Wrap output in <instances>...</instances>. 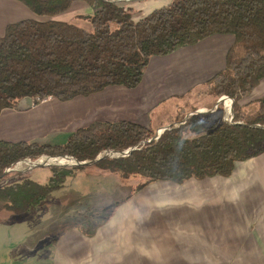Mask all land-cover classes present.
Wrapping results in <instances>:
<instances>
[{"label":"trees","instance_id":"1","mask_svg":"<svg viewBox=\"0 0 264 264\" xmlns=\"http://www.w3.org/2000/svg\"><path fill=\"white\" fill-rule=\"evenodd\" d=\"M16 1L45 20L8 24L0 36V114L16 109L25 97L69 101L110 85L134 88L151 57L226 34L233 36V43L224 68L207 81L208 91L214 101L223 96L235 101V122L264 125V96L245 101L264 78V0H172L138 20L132 18L133 10L127 5L83 0L92 8L89 16L82 17L89 21L90 30L53 19L74 0ZM184 116L179 112L171 122ZM154 132L132 122L94 121L75 130L61 145L0 140V177L20 160L33 161L42 155L93 160L102 151L135 146ZM262 153L264 128L231 125L219 118L211 121L210 114L195 115L126 158L103 160L90 167L123 180L140 179L137 190L157 181L183 184L191 179L229 177L237 163ZM80 168L84 167L51 166L45 184L23 173L1 177L3 208L12 218L27 213Z\"/></svg>","mask_w":264,"mask_h":264},{"label":"crops","instance_id":"2","mask_svg":"<svg viewBox=\"0 0 264 264\" xmlns=\"http://www.w3.org/2000/svg\"><path fill=\"white\" fill-rule=\"evenodd\" d=\"M163 1L166 5L172 2ZM30 12L16 0H0V36L8 24L25 20L21 17ZM232 43L230 35L217 34L195 45L178 46L170 54L153 56L134 88L110 85L69 101L52 98L42 104L36 100L24 112L6 109L0 114V140L61 145L96 117L97 121H126L155 130L168 126L176 115L152 121L150 111L167 100L170 92L208 81L221 71ZM81 97L84 103L73 111L72 102ZM89 101L97 107H89ZM220 105L225 116L229 102ZM84 178L97 190L76 193L77 197L70 187L67 190L75 199L66 205L37 206V215L54 214L37 219L30 215L35 226L18 222L29 228L22 225L19 237L1 244L0 264H264V153L237 163L229 177L191 179L183 184L157 181L135 190L133 180L99 170ZM88 211H97V227L80 218ZM63 216L64 230L57 238L51 231L36 237ZM29 241L37 246L24 247Z\"/></svg>","mask_w":264,"mask_h":264},{"label":"rangeland","instance_id":"3","mask_svg":"<svg viewBox=\"0 0 264 264\" xmlns=\"http://www.w3.org/2000/svg\"><path fill=\"white\" fill-rule=\"evenodd\" d=\"M107 1H115L117 4L128 7L134 6V9L132 8V18H137L140 15H143L145 13L149 14L150 12L154 11L155 9H158L166 3L163 0H129V1H122V0H107ZM137 1V2H136ZM136 9V10H135ZM92 12V8L83 0H74L70 6V8L54 17L53 19L60 22H69L71 24H74L76 26L82 27L86 30H90V24L89 21L82 18L83 16H89ZM31 15H22L23 19L25 20H45V17H40L34 14L33 12H30ZM146 14V15H147ZM139 18V17H138ZM226 35V34H225ZM230 37H233L230 35ZM264 96V78L259 82V84L254 88V90L251 92V94L246 99L249 101L252 100H258ZM83 97L79 98L77 101L72 102L71 106L73 111L79 110L80 105L84 103L82 100ZM214 99L212 97V94L208 91L207 81H203L200 83H197L193 85L190 88L180 87L178 91L170 92V96L167 100L159 102L155 108H153L150 111V118L152 121H155L163 116H169L171 114L177 115L179 112H185L186 110H199V109H205L212 106ZM90 102V101H89ZM92 108H96L97 104L90 102V106ZM204 107V108H202ZM219 109V110H218ZM218 111L220 113H212L211 115V121H214L216 119H220L222 121L223 117L221 113V108L218 107ZM183 110V111H181ZM91 120V119H90ZM94 121H97V117L93 119ZM92 122V121H91ZM173 123V122H171ZM86 124V123H85ZM84 124V125H85ZM66 142V141H65ZM87 161V160H86ZM93 166V165H92ZM69 168V167H67ZM72 168V167H71ZM98 168L96 167H84L80 168L74 171V174L72 177H70L67 182L64 184L65 189L61 192H54L47 195V197L41 201L37 206L49 204L53 207H59L64 206L66 203L70 200L75 199V195L71 192H68L67 189L70 187L74 190V193H93L94 190H97L95 188L94 183L88 184L85 177L88 173H96ZM24 177L29 178L30 180L37 182L38 184H45L50 178L51 171L49 167H37L33 170L27 171L23 173ZM73 181V182H72ZM140 179H135L134 183H138ZM86 183V184H84ZM57 191V190H56ZM78 191V192H77ZM77 195V194H76ZM77 197H79L77 195ZM36 206V207H37ZM36 207L32 208L27 213H24L20 215L19 217H13L9 211L5 210L2 206V202L0 201V246L3 242L7 241L8 238H17L20 235V231L24 229V227L29 228L25 223L19 224L18 222H25L28 221L31 226H35L32 224V221L34 218H30V215H34L35 219H37L39 216H49L52 212H45L41 215H37L34 211L37 209ZM54 213H52L53 215ZM103 218L106 217V215L102 216ZM26 218V219H25ZM80 218L83 220V223H88L93 226L97 227V211L87 213H83ZM15 219L17 220L13 224L5 223L4 221H9ZM25 220V221H24ZM44 220V218L42 219ZM66 219L63 217H56L54 221H52L50 224L46 225L47 232L44 234L37 235L36 237L41 238L45 234H48L50 231L52 235L57 238L62 231L64 230L63 222H65ZM20 225V226H19ZM24 225V227L22 226ZM82 232H86L85 228L81 230ZM37 232V229H36ZM34 246H37V244H34V242L29 241L27 242L24 247L32 248ZM21 247H19L17 250L10 251L7 249V253H12L19 251Z\"/></svg>","mask_w":264,"mask_h":264},{"label":"water","instance_id":"4","mask_svg":"<svg viewBox=\"0 0 264 264\" xmlns=\"http://www.w3.org/2000/svg\"><path fill=\"white\" fill-rule=\"evenodd\" d=\"M104 1H107V0H104ZM122 1H127V0H122ZM109 2H115V1H109ZM226 101L229 102V110L227 111L228 114H226L223 117L222 122H225L231 125L236 124V125L248 126L251 128H264V125H258V124L257 125H247L243 122H235L234 121L235 101L230 97L223 96L217 100V102L211 109H204V110L199 109V110H195L190 113H187L181 121L173 122L168 126H163V127L156 129L152 137L148 139H143L139 143H137L135 146L129 147L125 150L102 151L93 160H87V161H78L74 157H71L68 155L54 156V157L42 155L38 159L33 160V161L29 159H25V160H20V161L13 163L10 167L4 170L1 177H4L5 175L12 174V173H24L34 168H37V167H51V166L65 167V168L67 167L69 168L88 167V166L95 165L103 160L126 158L133 151L137 150L140 146L155 143L165 131L173 129V128H178L179 126L185 124L190 117L195 116V115H208V114H212L216 112L219 105ZM33 102L34 100L31 97H25L18 102L16 106V110L21 111V112L27 111L33 106L34 104ZM60 160H63L64 163H60L59 162Z\"/></svg>","mask_w":264,"mask_h":264},{"label":"built area","instance_id":"5","mask_svg":"<svg viewBox=\"0 0 264 264\" xmlns=\"http://www.w3.org/2000/svg\"><path fill=\"white\" fill-rule=\"evenodd\" d=\"M39 100L40 103L42 104H48L52 101V97H44L42 99H37V101Z\"/></svg>","mask_w":264,"mask_h":264},{"label":"bare ground","instance_id":"6","mask_svg":"<svg viewBox=\"0 0 264 264\" xmlns=\"http://www.w3.org/2000/svg\"><path fill=\"white\" fill-rule=\"evenodd\" d=\"M127 1H129V0H127ZM59 162H60V163H64V161H63V160H60Z\"/></svg>","mask_w":264,"mask_h":264},{"label":"clouds","instance_id":"7","mask_svg":"<svg viewBox=\"0 0 264 264\" xmlns=\"http://www.w3.org/2000/svg\"><path fill=\"white\" fill-rule=\"evenodd\" d=\"M181 146H183V145H181Z\"/></svg>","mask_w":264,"mask_h":264}]
</instances>
